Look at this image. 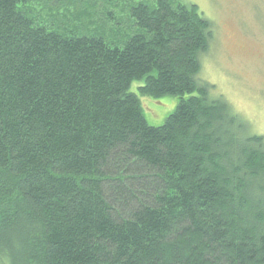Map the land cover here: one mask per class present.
<instances>
[{
  "label": "trees",
  "instance_id": "16d2710c",
  "mask_svg": "<svg viewBox=\"0 0 264 264\" xmlns=\"http://www.w3.org/2000/svg\"><path fill=\"white\" fill-rule=\"evenodd\" d=\"M30 1L0 0V264H264V136L197 81L212 22L68 0L52 29ZM138 81L180 99L162 126Z\"/></svg>",
  "mask_w": 264,
  "mask_h": 264
},
{
  "label": "rangeland",
  "instance_id": "374dc122",
  "mask_svg": "<svg viewBox=\"0 0 264 264\" xmlns=\"http://www.w3.org/2000/svg\"><path fill=\"white\" fill-rule=\"evenodd\" d=\"M174 1L196 5L203 17L214 26L211 47L201 57L202 69L197 77L198 83L209 85L211 99L222 98L227 101L234 113L248 124L250 134L264 136V0ZM30 2L36 19L52 29H57L60 24L53 19L48 20L49 17L43 18L40 13L50 9V3L53 4L54 11L60 13V17H69L75 12L68 0ZM117 2L120 6L118 9L107 7L115 12V18L124 7L122 0ZM105 3L103 0L99 2L102 5L98 11L101 16L105 15L102 12ZM106 23L108 26L112 25L109 21ZM127 25L130 26L129 20ZM125 29L123 25L122 30L125 32L122 34L126 40L132 33ZM115 39L109 41L114 42ZM143 84L144 81L133 83L131 92L139 97L149 125L160 127L174 112L180 99L170 96L159 99L142 96L139 87Z\"/></svg>",
  "mask_w": 264,
  "mask_h": 264
}]
</instances>
